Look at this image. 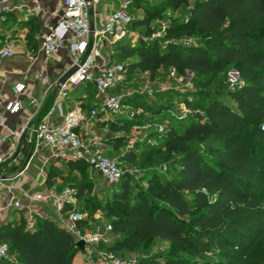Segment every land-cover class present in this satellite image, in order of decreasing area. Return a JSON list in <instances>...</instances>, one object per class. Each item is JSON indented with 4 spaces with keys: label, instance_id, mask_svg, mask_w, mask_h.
Listing matches in <instances>:
<instances>
[{
    "label": "trees",
    "instance_id": "trees-1",
    "mask_svg": "<svg viewBox=\"0 0 264 264\" xmlns=\"http://www.w3.org/2000/svg\"><path fill=\"white\" fill-rule=\"evenodd\" d=\"M163 1L172 9L188 7L186 19L166 28L169 39L164 44L137 37L112 46L111 58L123 64L127 81L136 69L152 76L156 67L169 66L178 73L214 78L233 65L242 84L218 94L226 101L211 98L201 110L175 116L170 102L156 108L155 116L167 117L169 124L159 131V142L150 152H162L175 173L153 183L154 192L147 189L134 198L128 172L112 186L104 181L112 194L103 217L119 235L109 250L136 249L159 238L170 249L135 264H264V0ZM142 9L145 15L133 17L130 29L144 26L150 35V23L161 16L162 8ZM25 24L35 27L32 19ZM188 38L194 41H185ZM90 85L83 84L87 89ZM90 90L92 96L87 92L80 102L83 109L95 103L94 88ZM136 101L122 99L129 106L138 105ZM105 123L123 131L142 125L124 115ZM120 138L113 136L116 150ZM115 157L121 165H132L139 156L128 151ZM64 161L66 174L49 166L45 181L55 191L73 186L78 199L95 180L84 160ZM69 172L81 177L73 180ZM81 209L91 216L97 208L88 200ZM0 241L8 243L14 257L10 254L0 264H73L79 251L66 230L38 215L31 229L23 217L1 223Z\"/></svg>",
    "mask_w": 264,
    "mask_h": 264
},
{
    "label": "built area",
    "instance_id": "built-area-1",
    "mask_svg": "<svg viewBox=\"0 0 264 264\" xmlns=\"http://www.w3.org/2000/svg\"><path fill=\"white\" fill-rule=\"evenodd\" d=\"M100 2L101 0H61V10L56 22L42 34L40 51L46 58H52L58 50L66 49L71 58L68 69L76 67L75 72L64 83L61 84L57 80L49 87H54L55 90L53 107L42 119L34 123L28 117L15 128L6 129L4 135L0 137V148L7 146L0 149V168L18 164L16 156L21 146H24L27 153L22 165L17 168V175L32 169L36 160L41 164L38 175H43L44 166L50 162L81 159L88 164L92 174L100 175L110 186L118 183L123 176L125 170L117 158L106 155L94 141L84 139L81 133L88 122H99L104 114L116 118L124 115L126 105L122 102L124 97L122 89L127 83L125 69L121 62L111 58V49L120 40L128 39L135 42L137 39V35L130 29L133 19L129 12L131 0L106 1L105 6L109 12L103 16L99 14L100 23L96 25L92 14H95ZM21 7L22 5L14 0H0L1 20H5L6 13ZM1 54L6 57L13 55L9 47L3 48ZM86 83L94 85V105L83 109L81 104L77 103L65 110L63 101L68 97L70 90ZM241 84L240 79L231 81L230 89ZM12 93L13 99L4 104L3 112L0 113L1 125L4 112L16 113L22 109L21 96L29 99L30 103L37 104L31 88L23 83H16ZM5 176L7 175L0 172V194L7 192L6 206L21 212L28 229L33 228L35 215L47 217L72 236L77 248V243L83 242V248L78 250L88 262H93L91 254L96 253L103 260V264H131V261L99 250L98 245L103 233L110 232L112 227L109 223L102 227L99 224L88 227L86 224L90 217L88 212L72 207L77 201L76 188L67 185L60 191L53 189L30 192L24 188H17L11 182L8 183L15 176L11 178ZM23 200L37 205L50 203L56 217L53 218L44 212H35ZM67 205L71 206V209L65 210ZM9 257L8 243L0 241V260Z\"/></svg>",
    "mask_w": 264,
    "mask_h": 264
},
{
    "label": "rangeland",
    "instance_id": "rangeland-1",
    "mask_svg": "<svg viewBox=\"0 0 264 264\" xmlns=\"http://www.w3.org/2000/svg\"><path fill=\"white\" fill-rule=\"evenodd\" d=\"M106 1L108 0H101L98 8L102 7ZM142 6H147L148 8L160 6L162 13L161 16L151 21L150 28L152 33L150 35L146 34V28L144 26L136 27L134 33L137 37H144L146 40L158 39L162 44L169 39L165 35L166 28L180 20L186 19L188 10V7L183 6L175 9L166 7L164 6L163 0H131L130 10L132 11L133 17L141 18L145 15ZM9 22H11L10 19ZM15 25L10 26L9 24V27H14ZM25 25V23L17 24L16 27L23 29ZM28 26L26 27L27 34L29 37H32L35 35V31ZM185 41H194V39L188 38ZM176 43H179V40H176ZM135 58L132 57L131 60ZM125 76L127 80L126 72ZM237 79H239L237 68L233 65H229L225 72L217 74L214 78L206 73L195 74L190 71L178 73L169 66L156 67L152 76L147 72H140L136 69L128 76V81L122 89V94L127 100H138L136 101L138 105H126L124 108V116L128 119L138 120L142 125L132 126L126 131L119 129L111 130L107 123L99 126L96 125L91 128L87 138L88 140L100 142L107 146L110 156H117L119 153L126 154L128 151L137 154L139 157L132 165L128 164L127 161L122 163L125 172L129 173V183L132 191L131 196L134 198L147 189L154 192L151 188L153 183L157 180L171 177L175 173V170L172 168V163L169 160L166 161L162 152H150L152 146L159 142L157 135L159 131L169 124L167 117L165 120H161L155 116L154 112H156V108L170 102L172 104L171 113L173 112L175 116L193 112L197 108L201 110L204 104L211 98L226 101L227 98L218 94L230 88V82ZM91 88H94L93 84L88 89L83 86L79 89V93L84 92L86 94L88 92V96H92ZM75 94L76 92L74 91L70 92L71 96ZM185 99L190 102L189 107ZM113 136H121V146L118 150L113 148ZM135 143L140 145V147L135 149ZM210 143L213 144L216 141L212 140ZM146 153L149 154V158ZM67 171L68 168L63 166L62 173L66 174ZM69 174L71 176L70 178L76 181L81 177L79 173L69 172ZM90 176L95 180L93 188L87 189L72 207L81 209L85 207L88 200L93 202L97 209L88 218L86 224L88 227H94L98 224L102 227L106 223L103 217V208L109 202L112 192L105 186L104 180L98 174L91 173ZM48 215L53 218L56 217L55 212L52 213V211ZM116 239H119V235L113 231L103 233L98 245L99 250L110 252L117 258L131 261V264L141 257L162 256L170 249L166 241L154 238L143 242L136 249L109 250L110 244ZM10 254L11 259H13V253L11 252ZM91 257L93 260L92 263L85 260L81 252L78 251L73 260V264H103V260L99 254L93 253Z\"/></svg>",
    "mask_w": 264,
    "mask_h": 264
},
{
    "label": "crops",
    "instance_id": "crops-1",
    "mask_svg": "<svg viewBox=\"0 0 264 264\" xmlns=\"http://www.w3.org/2000/svg\"><path fill=\"white\" fill-rule=\"evenodd\" d=\"M17 4H21V9L8 12L5 15V20L0 18V113L3 112L4 104L13 99L12 89L16 83H23L26 87L31 88L33 95L37 99V104L30 103V100L21 96L23 107L16 113L4 112L3 125L0 124V137L4 135L6 129H13L26 118H31L32 122H38L42 119L47 112L53 107V100L55 90L54 87L49 88L55 81L66 72L70 65V55L66 49L58 50L52 58H46L40 51V43L42 34L47 28L56 22L57 15L61 10V0H14ZM112 2V0H110ZM109 0L107 2H110ZM106 3L102 7L96 8L95 14H92L93 22L96 25L100 23V17L109 12L106 8ZM98 14V15H97ZM9 19L11 22H9ZM32 19L35 24L33 30L35 35L29 37L27 34V26L19 29L17 24H23ZM16 24L14 27H9ZM31 25V23H30ZM30 27V26H28ZM4 37V38H2ZM3 40H2V39ZM2 40V41H1ZM9 47L13 53L11 57H6L1 54L3 48ZM83 85L70 90L76 92L74 96L68 94V97L63 101V108H67L80 103L85 93H79V89ZM87 109V108H86ZM55 119L56 114L54 115ZM122 117V116H121ZM121 117H112L104 114L101 116V121H90L81 131L83 138L88 139V133L91 128L96 125H104L107 120H118ZM86 136V137H85ZM106 155H109V148L100 142H95ZM3 146L0 149H5ZM27 149L21 146L16 156L18 164L14 163L12 166L7 165L5 168H0V172L4 175L14 174L17 168L22 165L26 156ZM114 157V156H111ZM18 165V166H16ZM41 164L36 160L32 169L22 172L21 174L13 177L8 183H13L17 188H24L30 192H45L53 190L51 185L45 181L47 169L53 166L58 169H63L65 166L64 160H55L44 166L45 172L43 175H38ZM66 167V166H65ZM18 168V169H19ZM57 181V180H56ZM53 184V181H52ZM18 189L16 194H18ZM8 198L7 192L0 194V224L7 220H17L22 217L21 212L9 208L5 202ZM30 208L35 212H44L49 214L50 211L54 213L50 203L35 204L26 202Z\"/></svg>",
    "mask_w": 264,
    "mask_h": 264
},
{
    "label": "water",
    "instance_id": "water-1",
    "mask_svg": "<svg viewBox=\"0 0 264 264\" xmlns=\"http://www.w3.org/2000/svg\"><path fill=\"white\" fill-rule=\"evenodd\" d=\"M90 14H91V9H90ZM75 69H76V67H72V68L68 69L66 72H64V74L58 80L59 83H61V84L64 83L75 72ZM17 174H18V172H15L14 174L7 175L5 177L11 178V177H13V176H15ZM77 246L81 250L83 248V242L79 241L77 243Z\"/></svg>",
    "mask_w": 264,
    "mask_h": 264
}]
</instances>
